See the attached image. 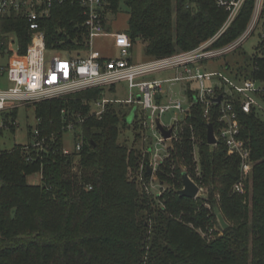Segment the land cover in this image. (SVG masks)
<instances>
[{
	"label": "trees",
	"instance_id": "obj_1",
	"mask_svg": "<svg viewBox=\"0 0 264 264\" xmlns=\"http://www.w3.org/2000/svg\"><path fill=\"white\" fill-rule=\"evenodd\" d=\"M103 3L105 12L112 14L117 13L121 3L125 5V33L132 44L143 43L144 55L149 59L198 47L212 38L227 18V12L215 0ZM253 6L254 0L245 1L233 23L213 43L214 48L226 45L243 32ZM84 21L79 0H52L50 15L41 22L47 51L73 56L87 50ZM30 34L20 15L0 17V50H7L12 40L17 52L24 54ZM233 69L239 75H230L232 71L228 75L237 82H264V49L257 48L253 57ZM104 93L102 88L90 89L33 104L37 124L27 132L33 143L0 150V264H264V114L252 110L238 116L241 137L248 141L255 161L249 174L252 192L248 206L242 198L227 194L238 180L239 160L227 156L219 142L207 145V123L199 106L192 108L194 113L188 123L201 141L198 154L202 177L223 186L219 190V211L223 209L239 220L232 226L228 223L222 238L206 244L193 229L175 219L183 212L182 219L189 223L194 220L184 215L192 210L193 199L178 196L181 188L174 192V199L166 201V207L151 209L150 202L146 204L149 194L145 193L147 199L140 195L130 177L140 168L141 177L150 178L147 159L118 142L121 127L134 128V120L142 127L143 113L136 107L134 119L128 123L134 106L110 103L100 117L90 115L92 103ZM258 97L264 106V94ZM122 106L131 108L129 114H121ZM16 115L17 107L0 111L2 127L14 132ZM70 124L81 148L66 155L62 140ZM188 132L185 129L181 144L175 145L178 162L185 165H190L191 158ZM73 158H77L75 172ZM178 162L171 163L173 169L168 165L162 170L175 175V181L182 184L181 172L185 170ZM39 171L40 183L28 184L27 177ZM159 175L162 180L173 182L170 177ZM145 211L148 215L143 218Z\"/></svg>",
	"mask_w": 264,
	"mask_h": 264
},
{
	"label": "built area",
	"instance_id": "obj_2",
	"mask_svg": "<svg viewBox=\"0 0 264 264\" xmlns=\"http://www.w3.org/2000/svg\"><path fill=\"white\" fill-rule=\"evenodd\" d=\"M246 0H215L218 7L227 12V18L220 30L208 41L198 47L160 59H149L135 63L131 59L132 41L126 33H112L106 26L105 4L103 0H79L85 16L84 27L87 32V50L79 55L50 53L46 49L44 31L41 22L49 17L52 0H0V17L20 15L26 22L30 42L24 54H19L9 41L7 53L9 59L5 68L8 88H0V111L13 109L26 104L58 98L77 92L102 88L113 89L117 85H126L129 98L114 100L103 96L94 101L89 114L100 117L110 103H121L137 107L143 113V126L149 132L151 145L147 167L155 171L164 153L157 146H164L172 140L174 128L184 121L193 106H199L201 117L207 124L214 122V137L226 149L229 156L239 160V168L244 171L246 165L251 172V148L247 140L241 137L239 113L252 110L264 114V106L258 94H264V82L246 79L239 82L220 72H205L200 67L204 62L212 61L225 54L238 50L259 28L257 48L264 49V0H254L250 19L243 32L224 46L214 48L213 43L228 29L240 13ZM262 21V22H261ZM108 37L115 41L118 56L109 57L91 48L94 38ZM3 45V42L1 43ZM11 52V54L9 53ZM256 68V66H255ZM175 72L174 77L158 79L157 73ZM183 85L187 108L183 101L168 96L166 84ZM194 84L195 87H191ZM175 96H177L175 94ZM158 97V98H157ZM220 97L217 102L216 99ZM169 111L176 113L172 126H163L160 117ZM82 122L83 119L79 118ZM157 123L165 130H171V137L164 139ZM68 125L67 130H72ZM158 137L153 140L155 134ZM38 135V131H34ZM153 136V137H152ZM215 144V145H216ZM39 146V143H35ZM81 142L76 141L74 150L79 151ZM68 155L70 152L63 150ZM245 184L237 182L233 191L243 193Z\"/></svg>",
	"mask_w": 264,
	"mask_h": 264
},
{
	"label": "rangeland",
	"instance_id": "obj_3",
	"mask_svg": "<svg viewBox=\"0 0 264 264\" xmlns=\"http://www.w3.org/2000/svg\"><path fill=\"white\" fill-rule=\"evenodd\" d=\"M127 20H128L127 8L123 3H121L117 13L115 14L108 13L106 15V26L108 30L112 33H125L127 29ZM258 33H259V28L238 50L225 54L222 57L216 58L212 61L204 62L200 65V67L205 72H220L228 75L229 71H232L230 72V75L231 73L236 74V72H234L235 69H233V66L242 64L246 59L253 57L256 54ZM6 36L7 35H5V37ZM7 37L11 38L12 36L8 35ZM16 47L17 46L15 42L13 48L16 49ZM91 48H93L94 50H98L102 52L104 55H107L109 57H116L119 54L115 41L108 37L94 38L91 42ZM143 48L144 45L141 41H135L133 43L131 47V59L133 62L140 63L145 60H149V58L145 57ZM85 51L86 50L82 51V53H84ZM8 59H9V54L7 53V50H3V51L0 50V69L5 68ZM227 67L229 68L228 71L226 69ZM174 74L175 72L173 71H163L157 73L155 77L161 80L169 79L174 77ZM9 86H11V84L7 81L5 73L3 72L1 73L0 70V88H8ZM191 87H195V85L192 84ZM165 90L168 92L167 93L168 96H172V98L174 99L182 100L184 102L183 108H187V102L185 101V94L183 91L182 84L180 83L166 84ZM175 94L177 96H175ZM105 97L114 100L116 99L126 100L129 98V91L126 85L120 84L116 86L115 91L109 92L108 90H106ZM33 104L35 103L26 104L17 107V115L14 122L15 123L14 132H11L10 130L2 127L3 122L0 123V150L8 151L11 150L15 145L25 146L28 145L29 143H33V139H29L27 136L28 129L32 128V130H34L37 124L34 116ZM119 109L118 110L121 112L122 115H125L127 113L129 114V111L131 110V108H128L126 106H122ZM137 113L135 116L136 118H137ZM193 113L194 110L192 109L190 115L179 125H177L176 128H174L175 133L173 135V138L172 140L165 142V147L164 146L156 147L162 152V154L164 153V149H165L166 156L162 161H160L156 170L152 171L150 178L148 180L143 179L139 173L140 168L138 172L136 174L135 173L132 174L130 178L131 180H134L136 182V186L140 195L142 196L144 195L147 199L148 195L146 194H149L147 202L148 201L150 202L151 209L154 207H166L167 206L166 201L167 200L169 201L170 199H174V192L177 189L182 188V184L181 182L175 181L174 178L175 175H173L172 173L166 174L162 170V168L168 165L170 166L171 163H174V161L178 162L175 145L181 144L182 141L181 136L185 133V129H189V132L187 133V138L190 139L192 144L190 165H185V163H183L182 161L178 163L182 170L188 172L189 177L198 185L200 191L197 197L192 200V204H191L192 210L184 214L187 219L188 217H194L193 222L189 223L186 220L182 219L181 217L183 215V212H180V214L177 217H175V219L182 225H185L186 227L193 229L195 233H197L200 236V238L206 242V244H210L215 239H219L223 237V233L216 224L214 216L212 214L214 213V207H218L221 204L222 196L219 190L223 188V186L218 183H212V182L209 183V181L204 180L202 177L199 166V154H198L200 147L199 144L201 141L197 140L198 136L195 134V131L192 129L190 123H188V119L191 116H193ZM175 115L176 113H174L173 111H169L168 113H165L160 117V123L163 126H172L173 118L175 117ZM143 119L144 116L142 120ZM262 119L264 121V115ZM133 124L135 125L134 126L135 129L133 128V126L120 128L118 142L122 145H125L129 150H134L140 153L141 158L147 159L148 162L149 156L147 155V150L151 145L149 132L144 128L143 124L142 127H140L137 125V123H135V120ZM74 135L75 132L73 130H66L63 133L62 148L63 150H67L68 152H70V154L74 152V144H75ZM51 136L53 135L51 134ZM157 137L158 134L156 133L155 137H153V140H155ZM226 155L229 156L227 153ZM251 162H253L254 165L255 161L252 159V157H251ZM247 167H250V165L249 164L246 165L245 168L243 169L244 171H241V169L238 167V180H236L231 185L227 194L228 197L236 196L242 198L243 199L242 203L247 204L249 206L251 202L250 197L252 192V182H251L252 177L250 178L249 176L250 170L247 171ZM170 168L173 169L174 166L171 165ZM77 169H78L77 158H73L72 170L75 172L77 171ZM159 174H164L167 177H170L171 181L173 182L170 183L169 181L162 180ZM248 178H250L249 182H248ZM40 180H41L40 171L27 177V183L31 185L40 183ZM237 182H243L245 184V190L241 194L240 193L237 194L233 191V186ZM210 192L213 193V198H210ZM149 202L146 204H149ZM221 210H222L221 211L222 214L225 215V219L227 223H229L231 226L239 222L237 216L232 217L228 215L226 212H223V209ZM147 215L148 213L146 211L142 212L143 218L144 216Z\"/></svg>",
	"mask_w": 264,
	"mask_h": 264
},
{
	"label": "water",
	"instance_id": "obj_4",
	"mask_svg": "<svg viewBox=\"0 0 264 264\" xmlns=\"http://www.w3.org/2000/svg\"><path fill=\"white\" fill-rule=\"evenodd\" d=\"M158 98V97H157ZM220 97L216 99L218 102ZM136 111V107H133L130 114L127 117V122L131 123L134 119V114ZM157 128L162 134L164 139H169L171 137V130H165L160 124L157 123ZM206 143L209 146H214L216 144V139L214 137V130L212 124L206 125ZM148 174L151 175L152 171L147 168ZM181 181L182 188L177 191V195L184 198L195 199L200 191L198 185L189 177L186 171L181 172ZM214 216L216 219V223L221 231H225L229 228L228 223L225 221L222 213L219 211L218 207H214Z\"/></svg>",
	"mask_w": 264,
	"mask_h": 264
}]
</instances>
